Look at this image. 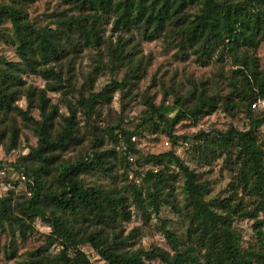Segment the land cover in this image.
Listing matches in <instances>:
<instances>
[{
  "label": "rangeland",
  "instance_id": "1",
  "mask_svg": "<svg viewBox=\"0 0 264 264\" xmlns=\"http://www.w3.org/2000/svg\"><path fill=\"white\" fill-rule=\"evenodd\" d=\"M1 4L22 8L38 29L58 28L61 21L78 14L77 6L67 0H0ZM190 12L194 14L197 9ZM113 22L112 18L103 22V44H82L77 51L71 50L64 58L45 65L60 72L69 86L54 90L51 88L54 79L23 74L26 89L35 92L30 115L42 119V93L47 99L48 112L56 107L51 129L53 139L64 130L66 119L75 111L74 139L68 148L53 149L46 154L53 162L46 163L49 172L41 173L42 181L46 187L57 189V178L64 168L104 153L102 166L80 173L79 178L86 187H100L122 197L131 217L119 216L104 222L65 214L80 234L100 231L108 244L124 252H147L160 247L173 253L164 230L166 225L184 248L193 249L202 259L204 250L189 232L193 229L190 219L193 205L184 193V175L168 159L157 161L150 156L174 151L199 175L198 183L206 185L204 198L210 204L224 200L233 206L242 202L245 208L255 209L258 200L238 183L237 150L231 145L232 152L223 151L219 137L232 127L247 131L254 120L264 117V108L253 106L250 116L249 101L244 98L250 94L245 74L253 72L248 68L257 65L264 75V40L257 48L237 54L218 49L204 63L198 59L196 49L185 44L172 26L150 38L144 30L116 32ZM13 37L10 22H4L0 28V65L4 60L20 61ZM249 79L253 81L254 76L250 75ZM115 83L119 88L111 91V100L102 99L99 95ZM201 94L217 104L216 110L197 118L185 117L172 128L177 113L188 111ZM16 104L27 110L30 102L27 96H21ZM152 104L164 107L167 122L155 119L154 123H144ZM120 123L129 133L134 132L131 141L135 152L129 150L125 135L118 128ZM256 134L264 144V124L257 127ZM40 138L37 126L20 114L0 112L3 164L0 196L11 197L17 205L32 196L31 183L27 176L6 163L18 162L35 169L42 166L43 162L32 153ZM158 172L166 180L160 183L163 190L155 196L168 199L175 207L163 203L156 212L147 194V179L155 181ZM259 215L263 217L262 212ZM233 226L245 249L259 248L252 218H240ZM32 227L33 230L21 232L9 224L0 225V264H30L60 254L63 249L60 244H49L48 236L52 232L49 222L38 217ZM80 247L94 264H113L89 243ZM143 259L147 264H166L160 259L146 256Z\"/></svg>",
  "mask_w": 264,
  "mask_h": 264
},
{
  "label": "trees",
  "instance_id": "2",
  "mask_svg": "<svg viewBox=\"0 0 264 264\" xmlns=\"http://www.w3.org/2000/svg\"><path fill=\"white\" fill-rule=\"evenodd\" d=\"M75 4L78 14L61 21L58 28L38 29L27 13L20 7L11 4L0 5V28L9 21L14 31L13 42L20 61H1L0 65V112L8 115L20 114L25 120L33 123L40 131V143L32 151L43 162L35 168L18 162L6 165L15 167L27 176L31 183L30 199L15 204L9 196H0V225L9 224L21 232L33 230L34 220L40 217L49 222L52 232L48 236L49 244H60L63 249L55 258L46 257L30 264H94L81 249L80 245L89 243L100 256L113 264H147L143 256L149 259H160L166 264H264V144L258 140L256 130L264 124V117L252 122L250 129L240 131L234 127L220 135L221 148L232 152L231 145L237 150L238 183L243 190L258 200L255 209L249 210L237 202L220 200L209 203L205 200L207 187L198 183L199 175L191 170L174 151L151 155L152 160L168 159L177 166L185 177L184 193L193 209L190 212L189 230L196 238L204 253L202 259L193 249L184 248L178 237L166 225L164 230L173 248V253L160 247L147 252H124L108 244L100 231L80 234L81 231L69 222L65 214L81 215L109 222L121 216L131 217L124 199L107 193L102 188L86 187L79 174L95 170L102 166L104 153L88 157L76 164H70L59 173L58 188L46 187L41 173H48L47 164L52 163L48 154L51 150L66 149L75 133V111L66 119L62 132L53 139L52 126L57 114L56 107L48 112L47 99L40 95L42 101V119L30 115L35 99V92L26 89L23 74H37L47 79H54L52 89L65 88L60 72L45 65L58 61L67 53L77 51L82 44H103V22L112 18L113 30L116 32L132 29L144 30L150 38L163 33L170 26L180 33L184 43L196 49L198 59L206 62L218 49L237 54L239 51L255 49L264 40V0H67ZM197 9L192 14L190 10ZM247 65V63L245 62ZM253 72L245 74L250 87V94L244 95L248 100L249 115L252 116V104L264 100V75L260 74L257 65L249 67ZM50 86V85H49ZM119 88L117 83L106 87L99 96L111 100L112 93ZM253 95V96H252ZM21 96H27L30 102L27 110L17 105ZM90 107L92 105L88 103ZM89 107V106H88ZM89 107V108H90ZM217 104L206 95H199L198 101L188 111H179L172 120L175 127L185 117L197 118L202 114L214 112ZM164 107L150 108V115L144 123L155 119L167 122L163 113ZM155 122V121H154ZM153 122V123H154ZM125 135L129 150L135 152L131 141L134 132L126 131L122 124L118 126ZM45 154V156H43ZM47 163V164H46ZM0 162V169L2 168ZM166 179L159 172L156 179H147V194L156 212L163 203L175 207L168 199H160L156 192L163 189L160 185ZM155 189V190H153ZM160 199V200H158ZM263 213L260 218L259 213ZM240 218H252L260 246L258 249H245L241 236L233 226ZM23 219L28 220L27 223ZM175 236V237H174Z\"/></svg>",
  "mask_w": 264,
  "mask_h": 264
},
{
  "label": "built area",
  "instance_id": "3",
  "mask_svg": "<svg viewBox=\"0 0 264 264\" xmlns=\"http://www.w3.org/2000/svg\"><path fill=\"white\" fill-rule=\"evenodd\" d=\"M252 106H253V108H257V107L264 108V100H259L258 102L253 103Z\"/></svg>",
  "mask_w": 264,
  "mask_h": 264
}]
</instances>
